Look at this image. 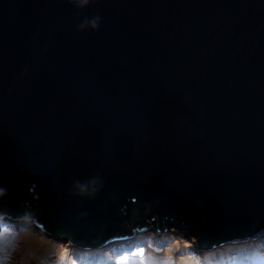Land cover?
Wrapping results in <instances>:
<instances>
[{
	"label": "water",
	"instance_id": "95a60500",
	"mask_svg": "<svg viewBox=\"0 0 264 264\" xmlns=\"http://www.w3.org/2000/svg\"><path fill=\"white\" fill-rule=\"evenodd\" d=\"M0 188L79 250L264 233V0H0Z\"/></svg>",
	"mask_w": 264,
	"mask_h": 264
},
{
	"label": "rangeland",
	"instance_id": "374dc122",
	"mask_svg": "<svg viewBox=\"0 0 264 264\" xmlns=\"http://www.w3.org/2000/svg\"><path fill=\"white\" fill-rule=\"evenodd\" d=\"M8 224L14 227L21 233L23 238L22 251L17 254L16 259L25 256L30 260V264H37V261H45L46 264H53L59 253L61 260L64 257L66 249L70 250L72 255L80 261V264H112L114 257H121L122 253L130 252L134 248H142L149 244L159 248H164L178 241L177 254L193 253L203 260V264H222L226 257L234 254H243L246 250L252 248V245H240L237 240L215 244L208 249H200L190 243L189 237L183 232L167 229L164 233L160 231H151L149 227H145L141 232L134 234L133 238L122 241L120 243H109L99 249L92 250H79L77 247L72 246L69 242L61 240L59 237H53L47 231L40 228L35 222L28 220L13 221L9 218L0 216V225ZM264 238L259 244L264 245ZM34 241V243H32ZM43 246H39V242ZM104 243V242H103ZM99 243V244H103ZM188 246H185V244ZM248 243H251L248 242ZM31 244V245H30ZM258 244V245H259ZM30 248L31 250H28ZM31 255L28 256L27 253Z\"/></svg>",
	"mask_w": 264,
	"mask_h": 264
},
{
	"label": "clouds",
	"instance_id": "9594fccd",
	"mask_svg": "<svg viewBox=\"0 0 264 264\" xmlns=\"http://www.w3.org/2000/svg\"><path fill=\"white\" fill-rule=\"evenodd\" d=\"M81 4H87L88 0H80ZM101 20L99 15L93 17L89 24L96 30L98 28V22ZM83 27V25H81ZM81 192L85 190V185H79ZM5 195V189L0 188V196ZM27 219V216L25 217ZM23 238L21 233L14 227H10L8 224L0 225V264H30V260L25 256H21L16 259L17 254L22 251ZM179 246L178 241H174L173 244L164 248H159L154 245H147L142 248H134L130 252L122 253L121 257H133L138 250H143L144 261L143 264H203V260L193 253L177 254V248ZM185 246H188L186 243ZM28 256L31 253H27ZM64 259L57 258L53 264H80L71 253L66 249L64 253ZM120 257H114L112 264H118ZM37 264H46L45 261H37ZM136 264H140V261H136ZM222 264H264V245H256L243 254L232 255L226 257Z\"/></svg>",
	"mask_w": 264,
	"mask_h": 264
},
{
	"label": "snow or ice",
	"instance_id": "6c2138e0",
	"mask_svg": "<svg viewBox=\"0 0 264 264\" xmlns=\"http://www.w3.org/2000/svg\"><path fill=\"white\" fill-rule=\"evenodd\" d=\"M64 258L65 257H62V259ZM144 259L145 258L143 255V250L140 249L138 250L137 253L133 255V257H127V256L120 257L118 260V264H136V261H140V264H143Z\"/></svg>",
	"mask_w": 264,
	"mask_h": 264
},
{
	"label": "bare ground",
	"instance_id": "6f19581e",
	"mask_svg": "<svg viewBox=\"0 0 264 264\" xmlns=\"http://www.w3.org/2000/svg\"><path fill=\"white\" fill-rule=\"evenodd\" d=\"M24 222H25V220H24ZM133 238V237H132ZM262 238H264V233H262V234H258V235H256V237H255V239L253 240V242H252V247H254V246H256V245H258L259 244V242L262 240ZM62 240V239H61ZM39 242V241H38ZM116 241H114V240H112V241H110V243L112 244V243H115ZM32 243H34V241L32 242ZM31 245V244H30ZM39 246L40 247H42L43 246V243L42 242H39ZM246 246H248V245H246ZM100 247H96V249H99ZM28 250H31L30 248H28ZM83 251L85 250V249H82ZM31 253V252H30Z\"/></svg>",
	"mask_w": 264,
	"mask_h": 264
}]
</instances>
